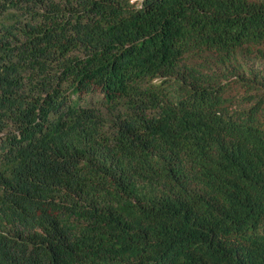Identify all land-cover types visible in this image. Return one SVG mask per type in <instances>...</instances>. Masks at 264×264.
Segmentation results:
<instances>
[{
	"label": "trees",
	"instance_id": "16d2710c",
	"mask_svg": "<svg viewBox=\"0 0 264 264\" xmlns=\"http://www.w3.org/2000/svg\"><path fill=\"white\" fill-rule=\"evenodd\" d=\"M264 0H0V264H264Z\"/></svg>",
	"mask_w": 264,
	"mask_h": 264
},
{
	"label": "rangeland",
	"instance_id": "374dc122",
	"mask_svg": "<svg viewBox=\"0 0 264 264\" xmlns=\"http://www.w3.org/2000/svg\"><path fill=\"white\" fill-rule=\"evenodd\" d=\"M248 65L249 67H254L256 70L259 71V73L264 75V63L256 61V60L254 61L249 60Z\"/></svg>",
	"mask_w": 264,
	"mask_h": 264
}]
</instances>
